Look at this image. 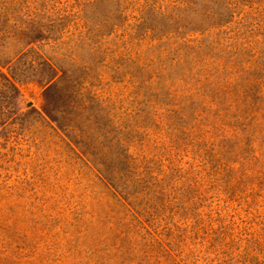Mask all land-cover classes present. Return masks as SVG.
Listing matches in <instances>:
<instances>
[{
    "label": "rangeland",
    "instance_id": "obj_1",
    "mask_svg": "<svg viewBox=\"0 0 264 264\" xmlns=\"http://www.w3.org/2000/svg\"><path fill=\"white\" fill-rule=\"evenodd\" d=\"M0 264H264V0H0Z\"/></svg>",
    "mask_w": 264,
    "mask_h": 264
}]
</instances>
